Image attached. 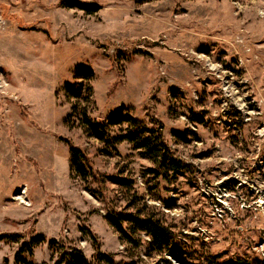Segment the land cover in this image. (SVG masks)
Masks as SVG:
<instances>
[{
  "label": "rangeland",
  "instance_id": "374dc122",
  "mask_svg": "<svg viewBox=\"0 0 264 264\" xmlns=\"http://www.w3.org/2000/svg\"><path fill=\"white\" fill-rule=\"evenodd\" d=\"M82 66L91 80L75 77ZM67 82L91 89L92 118L160 122L187 168L154 177L128 141L89 136ZM68 141L133 183L83 179ZM111 209L155 216L194 264L262 263L264 0H0V234H20L0 239V264L53 263L63 248L91 264H182L144 232L120 235Z\"/></svg>",
  "mask_w": 264,
  "mask_h": 264
},
{
  "label": "trees",
  "instance_id": "16d2710c",
  "mask_svg": "<svg viewBox=\"0 0 264 264\" xmlns=\"http://www.w3.org/2000/svg\"><path fill=\"white\" fill-rule=\"evenodd\" d=\"M65 3L68 7H79L89 12L96 9L94 6L79 1H68ZM76 70V78L79 77L91 80L94 76L93 71L86 67H77ZM66 87L69 96L76 98L78 101L81 99L86 101V105L82 107L74 105L73 111L77 114V118L80 120L81 125L89 136L95 137L112 146H115L123 140L128 141L134 148L139 149L145 156L153 161L154 166L149 168V172H151L154 177L167 178L169 175L176 176L187 168L188 165L182 159L175 156L165 140L162 132L163 126L160 122L153 121V127H149L141 119L135 118L131 116L130 113L122 111L110 113L106 120L92 118L88 114L87 106L91 100V89L89 88V93L87 95H83L81 88L77 84L67 82ZM190 117L192 120L203 119V116H199L196 113H192ZM123 126H125V132L123 134H113L111 132V128L120 127L121 129ZM182 135L183 134H180V136ZM68 144L71 153L72 171L82 176L83 179L90 177L92 181H100V179L108 178L114 183L124 186H130L133 183L131 179L118 174L105 175L96 173L84 151L69 141ZM107 220L120 235L130 237L131 234L144 232L150 237V245L155 250L169 252L182 264H194L186 259L184 250L177 247L174 236L172 232L169 231L168 227L155 216L126 209H111L107 214ZM15 236L19 237L20 234L2 233L0 234V239L13 238ZM36 240L26 243V249L31 250L33 245L37 243ZM95 258L98 262H113V255L100 250L97 251ZM51 259L53 263L45 262L43 264H91L80 251L74 250V252H72L66 248L58 252L56 258L52 256ZM254 262L255 260H251V262L237 261L234 263L254 264ZM211 263L220 264L214 261H211ZM262 263L264 264V260H262Z\"/></svg>",
  "mask_w": 264,
  "mask_h": 264
},
{
  "label": "bare ground",
  "instance_id": "6f19581e",
  "mask_svg": "<svg viewBox=\"0 0 264 264\" xmlns=\"http://www.w3.org/2000/svg\"><path fill=\"white\" fill-rule=\"evenodd\" d=\"M24 192H26V190ZM24 192L22 194H24ZM16 198H21L22 199L21 202H23L25 204H30L29 202H27V201L24 200L25 198L22 195H18V196H16Z\"/></svg>",
  "mask_w": 264,
  "mask_h": 264
}]
</instances>
